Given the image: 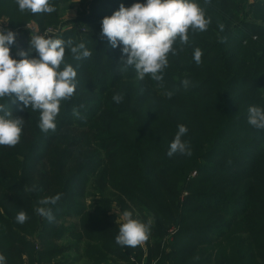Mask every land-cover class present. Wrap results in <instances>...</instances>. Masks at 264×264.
Returning a JSON list of instances; mask_svg holds the SVG:
<instances>
[{
    "label": "trees",
    "instance_id": "16d2710c",
    "mask_svg": "<svg viewBox=\"0 0 264 264\" xmlns=\"http://www.w3.org/2000/svg\"><path fill=\"white\" fill-rule=\"evenodd\" d=\"M73 1L51 0L56 11L32 14L0 0L2 30L20 33L10 55L27 51L29 23L91 52L76 61L65 50L76 89L61 101L54 131L42 132L39 112L22 102L0 101L24 119L19 142L0 146L6 264H264V130L247 122L249 106L264 107V0H197L211 23L174 45L159 82L137 80L123 67L122 46L101 36L102 19L137 0H78L79 16L61 31ZM180 124L191 155L169 157ZM57 193L49 222L35 209ZM21 210L29 217L23 224L16 222ZM125 210L151 221L135 248L115 242L117 212ZM72 250L77 258L69 259Z\"/></svg>",
    "mask_w": 264,
    "mask_h": 264
},
{
    "label": "clouds",
    "instance_id": "9594fccd",
    "mask_svg": "<svg viewBox=\"0 0 264 264\" xmlns=\"http://www.w3.org/2000/svg\"><path fill=\"white\" fill-rule=\"evenodd\" d=\"M18 10L32 14H51L56 11L51 0H15ZM208 0H205L207 3ZM211 18L206 17L205 10L197 0H143L125 7L123 4L110 16L101 21V36L106 38L113 48L122 46L124 68H132L137 80L146 75L157 82L163 79L164 70L168 67V55L175 56L174 45H184L189 41L188 33L206 31ZM223 27L222 25L220 26ZM45 30L34 32L30 36L27 51L15 48V56L10 49L15 44L14 31L0 30V101L9 98L12 102H22L24 108L39 112L38 127L42 132L54 131L56 118L60 111L61 101L69 99L76 89V70L65 63V50L72 54L76 61L88 58L91 52L84 43L73 45L71 40L53 38ZM35 52V56L32 53ZM202 52L196 48L193 60L201 62ZM64 67L61 68V65ZM182 84L188 87L189 81ZM172 92H167L168 97ZM123 96L116 94L113 100L120 103ZM247 122L258 130H264V107L252 105L248 108ZM24 119L12 115L8 106L0 102V146H15L20 138ZM178 130L169 145L167 156L179 152L191 155L188 144L182 140L188 129L185 125L177 126ZM30 191H34L33 186ZM60 200L57 193L39 201L35 211L49 222L55 217L52 209ZM28 215L21 210L16 215V222L23 224ZM115 242L122 247L135 248L142 245L149 237L151 221L143 222L134 218L131 211L122 214ZM0 264H6V257L0 253Z\"/></svg>",
    "mask_w": 264,
    "mask_h": 264
},
{
    "label": "rangeland",
    "instance_id": "374dc122",
    "mask_svg": "<svg viewBox=\"0 0 264 264\" xmlns=\"http://www.w3.org/2000/svg\"><path fill=\"white\" fill-rule=\"evenodd\" d=\"M80 11L81 10H80V6H79V1L78 0L72 2L71 8H68V9L62 11V14H61V22H62V24L60 23L61 25L59 24V26H58L61 29V31L65 30V29H68V28H70L72 26V23H70L69 21H72V19H75L76 17H78L79 14H80ZM1 23L2 24L6 23V17H3V19H0V24ZM29 26H35V24H33V23L26 24L25 28L29 29ZM78 27H82L81 30H84L83 28L86 27V26L82 25V26H78ZM50 29H51V26L48 27L46 30H50ZM0 30H2L1 26H0ZM55 33H57V32H55ZM19 34L20 33H16V36L19 35ZM117 214H118L117 222L120 224V223L123 222V219H122V214L123 213H121L119 211V212H117ZM71 221H73V220H71V218L70 219H66L65 224L67 225ZM68 257H69V259H72L73 257L77 258L76 251H73V250L69 251V256ZM69 261H71V262L74 261L75 264H83V262L85 260L81 259V260H79L77 262H75V260H69Z\"/></svg>",
    "mask_w": 264,
    "mask_h": 264
},
{
    "label": "built area",
    "instance_id": "2783aa9c",
    "mask_svg": "<svg viewBox=\"0 0 264 264\" xmlns=\"http://www.w3.org/2000/svg\"><path fill=\"white\" fill-rule=\"evenodd\" d=\"M29 30H30V34L32 35L34 32H41L37 29L36 25L35 26H29ZM47 32L49 33L48 35H50L51 33H53V31L47 30ZM43 33V32H41Z\"/></svg>",
    "mask_w": 264,
    "mask_h": 264
}]
</instances>
